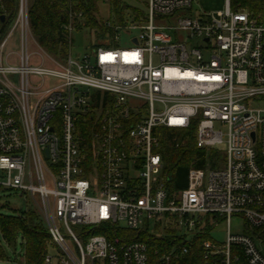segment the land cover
<instances>
[{
  "label": "built area",
  "instance_id": "obj_1",
  "mask_svg": "<svg viewBox=\"0 0 264 264\" xmlns=\"http://www.w3.org/2000/svg\"><path fill=\"white\" fill-rule=\"evenodd\" d=\"M254 1L256 11L226 0L192 17L194 0H148L138 21H107L113 37L48 66L32 63L30 1L18 0L0 42V193L39 210L54 251L45 264H264V0ZM15 32L12 65L3 51ZM188 130L219 159L170 194L165 132ZM224 223L226 241L211 240Z\"/></svg>",
  "mask_w": 264,
  "mask_h": 264
},
{
  "label": "trees",
  "instance_id": "obj_2",
  "mask_svg": "<svg viewBox=\"0 0 264 264\" xmlns=\"http://www.w3.org/2000/svg\"><path fill=\"white\" fill-rule=\"evenodd\" d=\"M108 2L115 21L119 26H127L132 20H139L143 12L130 8L121 0H31L29 9V21L32 35L38 45L62 60H65L71 50L73 39L70 38L66 26L69 25V15L83 16V23L78 22L77 17L73 26L76 31L87 29L94 33L97 40L102 41L114 36L115 31L106 26V22L99 21L96 15L99 12L98 4ZM234 10L248 8L256 11L257 3L254 0H231ZM18 0H0V42L6 31L16 18ZM128 13V14H126ZM82 28V29H81ZM82 130L88 133L91 128L90 119L80 122ZM193 130L184 132H165L163 150L165 160V173L168 175L167 189L170 194L183 190L188 186V175L192 167L196 169L206 168V163L219 159V155L212 151L207 155L195 145ZM176 135L180 147L176 148L172 143V136ZM221 158V157H220ZM0 234L7 245L16 243L20 235L25 245L23 264H45V257L49 252L51 238L41 215L34 207L17 216H4L0 214ZM126 237L132 240L147 242L151 250L163 247L155 240L144 237H136L134 233H126ZM6 260L4 248L0 244V262Z\"/></svg>",
  "mask_w": 264,
  "mask_h": 264
},
{
  "label": "rangeland",
  "instance_id": "obj_3",
  "mask_svg": "<svg viewBox=\"0 0 264 264\" xmlns=\"http://www.w3.org/2000/svg\"><path fill=\"white\" fill-rule=\"evenodd\" d=\"M31 2V0H29ZM126 6L137 9L139 11L145 12L147 10L148 0H121ZM226 6V0H194L192 17H195L198 14H216L218 12L224 11ZM99 12L96 15L97 19L102 22L115 21V17L111 13V7L108 2H100L98 4ZM128 14V13H126ZM83 23V21H82ZM84 25V23H83ZM82 29V28H81ZM12 27H10L4 37H8ZM137 33H133V36H136ZM5 38V39H6ZM122 38L125 39V36L122 34ZM73 44H72V54L74 57L84 56L89 53L91 47L97 43V38L94 33H91L87 29H82L75 31L72 34ZM20 52V36L19 32H15L10 39L7 41V45L3 51V60L6 61L9 59V62L12 65L18 64V59L16 54ZM29 54L32 55V63L39 64L42 59L45 60L46 65L53 66L47 56L51 59L61 62L63 61L59 57L44 51L37 43L35 38L30 37L29 39ZM220 150H225V147H220ZM33 206L29 201L26 200L24 194L21 192L6 191L0 193V214L4 216H17L19 213L26 212L29 208ZM39 211L37 208H34ZM39 213V212H38ZM40 214V213H39ZM242 227V222L239 220H233L231 225V231L235 234L238 229ZM77 228H73L75 231ZM150 230L156 232V226L152 222ZM160 232V231H158ZM228 232L227 224L220 225L210 234V239L218 243H224L226 241ZM162 234V231L160 232ZM23 236L20 235L13 245H7L0 234V244L4 248L6 260L0 262V264H23L24 255H25V245L22 240ZM50 254H53V250H49Z\"/></svg>",
  "mask_w": 264,
  "mask_h": 264
},
{
  "label": "water",
  "instance_id": "obj_4",
  "mask_svg": "<svg viewBox=\"0 0 264 264\" xmlns=\"http://www.w3.org/2000/svg\"><path fill=\"white\" fill-rule=\"evenodd\" d=\"M0 20H1V22H4V21H5V17L2 16V17L0 18Z\"/></svg>",
  "mask_w": 264,
  "mask_h": 264
}]
</instances>
